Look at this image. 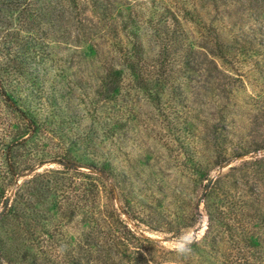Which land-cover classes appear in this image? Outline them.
Returning <instances> with one entry per match:
<instances>
[{"label": "rangeland", "instance_id": "obj_1", "mask_svg": "<svg viewBox=\"0 0 264 264\" xmlns=\"http://www.w3.org/2000/svg\"><path fill=\"white\" fill-rule=\"evenodd\" d=\"M0 86V264H264V0H0Z\"/></svg>", "mask_w": 264, "mask_h": 264}, {"label": "clouds", "instance_id": "obj_2", "mask_svg": "<svg viewBox=\"0 0 264 264\" xmlns=\"http://www.w3.org/2000/svg\"><path fill=\"white\" fill-rule=\"evenodd\" d=\"M171 250L179 257H186L191 253V245L194 239L189 232L182 231L178 237L171 241Z\"/></svg>", "mask_w": 264, "mask_h": 264}, {"label": "trees", "instance_id": "obj_3", "mask_svg": "<svg viewBox=\"0 0 264 264\" xmlns=\"http://www.w3.org/2000/svg\"><path fill=\"white\" fill-rule=\"evenodd\" d=\"M0 93L5 97V99L10 100L9 95L6 93L5 89L0 86Z\"/></svg>", "mask_w": 264, "mask_h": 264}]
</instances>
